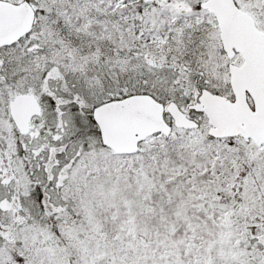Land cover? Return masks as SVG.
I'll return each mask as SVG.
<instances>
[{"label":"snow or ice","instance_id":"1","mask_svg":"<svg viewBox=\"0 0 264 264\" xmlns=\"http://www.w3.org/2000/svg\"><path fill=\"white\" fill-rule=\"evenodd\" d=\"M0 264H264V0H0Z\"/></svg>","mask_w":264,"mask_h":264}]
</instances>
